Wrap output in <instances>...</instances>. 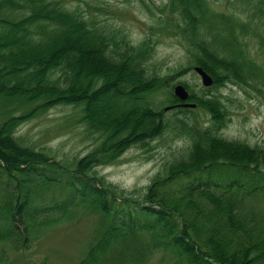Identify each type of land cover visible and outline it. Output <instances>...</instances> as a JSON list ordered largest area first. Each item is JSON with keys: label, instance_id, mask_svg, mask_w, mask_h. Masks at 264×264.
Returning a JSON list of instances; mask_svg holds the SVG:
<instances>
[{"label": "trees", "instance_id": "16d2710c", "mask_svg": "<svg viewBox=\"0 0 264 264\" xmlns=\"http://www.w3.org/2000/svg\"><path fill=\"white\" fill-rule=\"evenodd\" d=\"M237 1L243 6L235 12L212 9L210 0H167L169 14L159 21L175 30L189 65L203 67L214 85L264 95V0ZM154 44L111 33L62 0H0V242L25 245L56 219L53 213L69 217L83 206L97 222L78 264H146L157 251L171 264H264V207L243 211L244 200L264 195V148L220 135L229 119L226 96L191 93L182 83L186 101L209 114L206 126L195 107L177 105L172 76L147 71ZM163 88L167 110L180 108L167 119L166 106L150 101ZM57 104L78 110V121L97 135L69 164L16 135L19 125ZM167 129L189 148L147 185L125 190L96 172ZM61 181L68 186L61 200L37 201ZM142 235L144 245L134 250Z\"/></svg>", "mask_w": 264, "mask_h": 264}, {"label": "rangeland", "instance_id": "374dc122", "mask_svg": "<svg viewBox=\"0 0 264 264\" xmlns=\"http://www.w3.org/2000/svg\"><path fill=\"white\" fill-rule=\"evenodd\" d=\"M166 1L62 0L67 8L78 7L107 31L127 34L133 43L151 37L155 44L154 53L146 64L148 73H156L159 76L171 75L170 88L176 83H186L191 93L202 95L209 90L226 96L229 119L220 135L229 140L242 141L251 147L264 148V95L246 86L241 88L232 84L219 86L212 83L211 86L205 87L200 76L192 69L194 64L189 65L190 56L175 30L160 24L159 18L169 14ZM210 5L215 10L235 12L243 6L237 0H210ZM249 46L253 48L254 53L255 43L252 41ZM262 59L261 56L257 62H261ZM187 66L191 69L176 74ZM58 75L59 72L55 73V77ZM169 87L167 86L168 89ZM167 88L151 96L150 101L154 107H160L161 103L168 106L164 103L168 95ZM190 102L195 103L193 100ZM194 107L193 110L201 125H208L209 114L203 108ZM164 110V118L167 119L180 108ZM76 111L78 110H73L70 105H54L19 125L16 135H19L23 144L43 150L56 160L69 164L86 154L94 146L97 138V135L86 130L83 122L78 121L81 114ZM188 148V141L167 129L154 139L133 144L113 162L99 165L95 170L108 182L125 190L141 188L149 183L164 163L184 153ZM56 183L37 201L41 199L42 204L48 205L53 200H61L68 186L63 181ZM256 198L257 202L244 200V212L251 211L253 207L255 210L262 209L261 205L264 207V195L258 194ZM255 204L258 205L257 208ZM75 211L77 213L69 217H63L62 213H53L56 219L40 226L36 233L30 235L25 245L0 242V264H78L92 240L97 217L83 210V206L77 207ZM259 211L262 216L264 211ZM261 225L264 227V222ZM144 238L142 235L139 242L134 243V250H139L144 245ZM159 260L162 264H171L170 255L166 252V256H163L161 251L148 255L146 264H158Z\"/></svg>", "mask_w": 264, "mask_h": 264}, {"label": "water", "instance_id": "95a60500", "mask_svg": "<svg viewBox=\"0 0 264 264\" xmlns=\"http://www.w3.org/2000/svg\"><path fill=\"white\" fill-rule=\"evenodd\" d=\"M193 69L199 74L203 85L209 86L213 83L212 76L207 71H205L203 67L195 65ZM173 91L175 95L181 100H186L189 97L188 90L181 83H177L176 85H174ZM179 104L185 107H194L196 105L194 102L190 101H183ZM165 109L167 110L168 107H165Z\"/></svg>", "mask_w": 264, "mask_h": 264}]
</instances>
